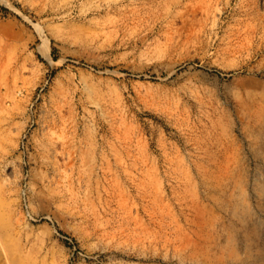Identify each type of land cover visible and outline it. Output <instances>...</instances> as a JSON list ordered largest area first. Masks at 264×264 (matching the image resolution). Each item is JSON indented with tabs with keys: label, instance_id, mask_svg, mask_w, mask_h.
<instances>
[{
	"label": "rangeland",
	"instance_id": "rangeland-1",
	"mask_svg": "<svg viewBox=\"0 0 264 264\" xmlns=\"http://www.w3.org/2000/svg\"><path fill=\"white\" fill-rule=\"evenodd\" d=\"M0 264H264V0H0Z\"/></svg>",
	"mask_w": 264,
	"mask_h": 264
}]
</instances>
